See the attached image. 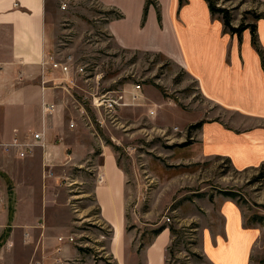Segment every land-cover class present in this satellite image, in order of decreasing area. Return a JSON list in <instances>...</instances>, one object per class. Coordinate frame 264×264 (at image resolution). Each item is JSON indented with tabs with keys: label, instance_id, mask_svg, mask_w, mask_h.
Segmentation results:
<instances>
[{
	"label": "crops",
	"instance_id": "0c3cea01",
	"mask_svg": "<svg viewBox=\"0 0 264 264\" xmlns=\"http://www.w3.org/2000/svg\"><path fill=\"white\" fill-rule=\"evenodd\" d=\"M125 3L109 1L123 14L107 26L115 43L165 56L198 83L205 99L234 116L195 122L202 124L189 146L193 158L217 156L238 170L264 172V18L249 22L257 27L255 45L250 28L240 35L230 33L205 0H159L161 24L153 5L143 23L146 0H137L133 17ZM51 14L49 0H0V141L32 132L44 135L43 146L37 144L25 158L0 149V240H5L0 264H70L87 254V245L58 240L75 235L73 213L79 209L72 212L67 206L78 197L72 195L73 186H82L86 176L92 190L83 195L92 196L97 212L82 209L79 222L97 223V249L126 264L137 260L127 229V176L110 148H96L78 127L70 126L85 110L72 85L58 84L57 73L43 65L53 53ZM60 187L62 194L56 196L51 189ZM221 212V231L207 228L204 233L209 263L251 264L257 230L245 226L234 202L225 203ZM171 241L170 228L163 226L142 251V264H166Z\"/></svg>",
	"mask_w": 264,
	"mask_h": 264
},
{
	"label": "rangeland",
	"instance_id": "374dc122",
	"mask_svg": "<svg viewBox=\"0 0 264 264\" xmlns=\"http://www.w3.org/2000/svg\"><path fill=\"white\" fill-rule=\"evenodd\" d=\"M109 1L49 0V19L56 28L52 52L59 60L69 61L73 69L76 65L85 67V73L72 80L59 72L54 76L61 86L72 85L75 98L85 110L75 116L74 124L96 148H110L127 176V229L138 261L132 258L126 264H142V251L152 243L154 231L163 226L173 228L166 264H210L204 252V233L207 228V232L221 231V211L228 201L239 207L245 226L257 230L251 264H264L261 168L238 170L229 160L217 156L194 159L190 145H184L194 142L197 131L192 126L196 121L234 116L205 99L198 83L165 56L119 47L107 26L120 12ZM124 1L133 17L137 0H112L120 4ZM215 3L228 9L233 25L254 21L250 12L264 13V3L259 0ZM158 4L160 7L159 0ZM137 85L145 96L141 105L118 107L112 113L95 105L96 98L118 91L128 95ZM148 89L147 97L144 92ZM150 110L156 114L150 115ZM86 178L82 186H73L72 195L78 197H72L67 208L72 212L79 209L73 213L72 244L87 245L88 252L80 260L68 262L117 264L111 255L97 249L94 240L101 231L97 223L79 222L82 209L89 207L92 214L97 212L92 196L83 195L92 190L91 178ZM61 189L51 190L58 196ZM230 192L234 195H228Z\"/></svg>",
	"mask_w": 264,
	"mask_h": 264
},
{
	"label": "built area",
	"instance_id": "2783aa9c",
	"mask_svg": "<svg viewBox=\"0 0 264 264\" xmlns=\"http://www.w3.org/2000/svg\"><path fill=\"white\" fill-rule=\"evenodd\" d=\"M43 65L45 69L47 67V72L54 74L59 72L64 77H67L71 80L72 78H74L75 75H83L85 73L84 66L76 65L75 68L73 69V66L69 61L59 60L54 53L48 56L47 61H45ZM141 89H142L141 86L137 85L135 86V89L132 92H130L128 95L127 93L121 91L114 92L110 95L109 93H107L101 96L100 98H96L95 105L99 108L101 107L104 108L109 113L115 112L118 107L127 106L129 104L141 105L145 98L142 94H140V92L142 91ZM52 109L53 106L51 105L47 107V110H49V112H52ZM149 113L150 115L156 114L154 110H150ZM70 126L73 128L75 126L74 122H71ZM43 137H44L43 133L32 132L26 135L23 139H19L18 137H16L10 142L0 141V149L8 153L15 150L18 152L19 157L25 158L33 152L34 147L37 144L43 146ZM49 175L52 176V173H50ZM97 181L99 183L104 181V177L102 173L98 174ZM70 185H73V183H71ZM167 222H170V218H167ZM58 240L62 244L67 242L68 243L75 242L74 236H69L67 238L61 236L59 237Z\"/></svg>",
	"mask_w": 264,
	"mask_h": 264
},
{
	"label": "trees",
	"instance_id": "16d2710c",
	"mask_svg": "<svg viewBox=\"0 0 264 264\" xmlns=\"http://www.w3.org/2000/svg\"><path fill=\"white\" fill-rule=\"evenodd\" d=\"M183 1L184 0H181V3ZM205 1L209 4L210 10L213 14L219 13L221 15L227 31H229L232 34L240 35L245 29L250 28L252 31V34H253V41H254L255 45H257V41H256L257 40V33H256L257 27H256V24L244 22V23L239 24L238 26H234L233 21H232V17L230 16L228 9L218 8L216 6L215 0H205ZM150 5H153L156 8L157 14H158V20H159V23L161 24V10H160L159 4H158V0H146L145 8H144L143 23L145 22L147 12H148V8ZM250 13L253 14L255 20L260 19V18H264V13H257L256 11H253ZM122 17H123V14L119 13L117 15L116 19H120ZM263 58H264V55H263ZM201 124H202V122H199V123L193 125L192 128H198L201 126ZM184 145L187 146V145H190V143L185 142ZM262 173H264V172L262 171ZM230 193L228 195H234L232 192H230ZM162 230H163V227L157 228L154 231V235L157 236L159 233H161ZM170 230L173 233V228H170ZM4 241H5L4 239L0 240V248L3 246ZM82 250L85 251L86 249L82 248Z\"/></svg>",
	"mask_w": 264,
	"mask_h": 264
}]
</instances>
